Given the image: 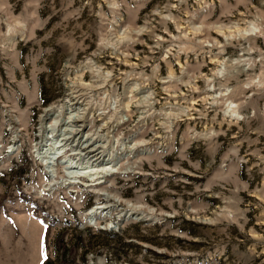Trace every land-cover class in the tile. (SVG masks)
Returning a JSON list of instances; mask_svg holds the SVG:
<instances>
[{"label":"rangeland","instance_id":"374dc122","mask_svg":"<svg viewBox=\"0 0 264 264\" xmlns=\"http://www.w3.org/2000/svg\"><path fill=\"white\" fill-rule=\"evenodd\" d=\"M65 100L81 138L53 160ZM45 244L47 264H264V0H0V264Z\"/></svg>","mask_w":264,"mask_h":264},{"label":"bare ground","instance_id":"6f19581e","mask_svg":"<svg viewBox=\"0 0 264 264\" xmlns=\"http://www.w3.org/2000/svg\"><path fill=\"white\" fill-rule=\"evenodd\" d=\"M75 104L76 103H71V100H65L62 104H60L61 106H58V107L49 106V107H46L44 109V114L42 115V120H41V135H40L42 141H41V145H40L41 147L38 148V150L39 151L42 149L45 150L44 154L46 153V154L51 155L50 157H48L49 159H51V158L52 159L53 158H56V159L62 158L60 153H62V151L65 149V147L67 145H69L72 141H76V140L81 138V132H82L81 126L82 125H78V123L81 122V117H80L81 111H80V107H76ZM63 108L69 112L67 113V117H65L64 119H60L59 117H56L53 119L52 122H50V124H49V126L51 127L50 134L54 135L53 134V132L55 131L54 127H56L57 124H59L61 126L60 129H58V131H60V130L61 131H60L59 135L58 134L56 135L57 140H55L53 142V144L50 145L52 147L47 148L46 144H47V141L49 140L50 136H48L46 134V132L49 129H48V126L46 125L45 121L48 118H50L52 115H55L58 112L60 113V111ZM73 111L75 112V114L71 113ZM48 134H49V132H48ZM53 148H54V151H53ZM50 149H52L51 153H50ZM80 149L85 151L84 155H86L88 157V160H89L90 164L92 165L91 167L107 164V162H104L103 156L100 155V151H98V149H99L98 146L86 144L83 148H80ZM39 151H38L39 155H43V153L41 154V152H39ZM98 159H100V160L97 161ZM94 171H97V170H94ZM100 208H104V207H102L101 204L94 205L93 207H91L89 210L86 211L85 216L91 217L93 214L97 213V211ZM91 218H93V217H91Z\"/></svg>","mask_w":264,"mask_h":264},{"label":"trees","instance_id":"16d2710c","mask_svg":"<svg viewBox=\"0 0 264 264\" xmlns=\"http://www.w3.org/2000/svg\"><path fill=\"white\" fill-rule=\"evenodd\" d=\"M56 220L55 219H52V222H55ZM66 223H69V220H66ZM80 226V222L77 218L74 219V227L77 229L79 228ZM78 230V229H77ZM90 228L86 227V228H83V229H79V231H77L79 234L80 232H89ZM64 240H63V237L61 236V232H58L56 235H55V238H54V241H53V246L52 248L54 247V250L56 251L59 246H61L63 244ZM45 257H44V263L43 264H47L49 261H50V258H49V253L47 252V244H45ZM63 248H64V244H63ZM63 258H65V253H63Z\"/></svg>","mask_w":264,"mask_h":264},{"label":"water","instance_id":"95a60500","mask_svg":"<svg viewBox=\"0 0 264 264\" xmlns=\"http://www.w3.org/2000/svg\"><path fill=\"white\" fill-rule=\"evenodd\" d=\"M119 224H120V222L118 224H116V225H119Z\"/></svg>","mask_w":264,"mask_h":264}]
</instances>
